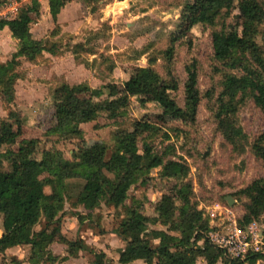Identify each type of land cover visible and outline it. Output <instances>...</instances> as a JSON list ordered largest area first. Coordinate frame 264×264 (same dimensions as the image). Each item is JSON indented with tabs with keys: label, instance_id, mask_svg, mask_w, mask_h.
<instances>
[{
	"label": "rangeland",
	"instance_id": "obj_1",
	"mask_svg": "<svg viewBox=\"0 0 264 264\" xmlns=\"http://www.w3.org/2000/svg\"><path fill=\"white\" fill-rule=\"evenodd\" d=\"M190 1L67 0L53 19L48 0H36L39 10L38 14L31 13L30 32L33 38L53 51H43L35 61L20 58L15 67L18 78L14 84V101L4 104L0 97V117L5 118L9 110H15L22 123L21 135L12 149L15 150L22 139H33L36 141L37 158L44 150L57 149L70 160L75 159L79 148L94 142L106 144L110 151L115 131L131 130L133 122L138 120L148 121L154 129L140 135L138 147L148 143L158 154L186 162L189 167L186 179L192 184L191 202L197 210L203 213L208 207L212 211L219 205L221 213L213 220L202 214L208 222L207 235L215 242L227 238L233 220L239 225L244 224L242 217L247 200L237 192L264 175L263 163L251 150V144L262 131L263 124L259 108L245 93L237 97L238 111L235 115L245 134L241 142L243 152L240 147L234 148L227 143L217 130L211 110L227 69L213 57L211 32L221 29L239 31V12L235 7L229 14L221 12L212 26L198 24L188 29L185 4ZM259 1L264 5V0ZM32 3L33 0H22L19 7ZM172 39L176 40L172 70L178 81V90L169 91V94L181 107L184 106L187 77L185 66L193 60L197 62L200 102L193 124L164 115L151 97L144 95L131 97L128 106L114 119L100 113L95 120L81 124V138H62L48 133L54 122L53 102L57 86L82 83L90 88H102V98L114 97L121 93L122 83L139 67L149 66L164 75L162 54ZM256 40L259 44L264 43L262 37L258 36ZM18 45L19 41L12 38L10 32L0 30V62L10 59ZM217 68L223 69L218 72ZM0 169H8L5 160ZM65 183L67 193L63 209L56 216L60 231L49 245L55 260L36 264H94L93 252L101 251L106 255V264H118L119 252L125 243L114 230L122 208L102 200L94 209H86L84 181L68 179ZM179 186V180L161 178L159 168L152 169L148 175L132 183L126 205L131 200H139L142 212L154 216L155 205L161 195L177 198ZM51 195L50 188L45 187L46 198ZM227 196L233 198L232 205L227 204ZM255 222L258 225L262 219ZM43 223L41 218L34 228L40 229ZM159 229L166 230L167 227L159 223L145 226L146 232H152L153 243L157 242L153 232ZM77 239H81L88 249L70 254L68 242ZM201 244V241L197 243L198 246ZM0 262L33 264L29 261V246L8 247L0 252ZM135 264L147 263L137 260ZM194 264L207 263L198 257ZM215 264L224 263L218 260Z\"/></svg>",
	"mask_w": 264,
	"mask_h": 264
},
{
	"label": "trees",
	"instance_id": "obj_2",
	"mask_svg": "<svg viewBox=\"0 0 264 264\" xmlns=\"http://www.w3.org/2000/svg\"><path fill=\"white\" fill-rule=\"evenodd\" d=\"M191 0L185 4L190 29L195 25L215 24L221 12L229 14L238 9L240 30L211 32L213 57L227 69L222 78L221 89L212 108L216 128L222 138L243 152L245 134L236 122L238 95L248 93L259 108L263 129L253 140L251 150L264 166V5L259 0ZM67 0H48L49 13L56 19ZM36 0L30 5L17 8L14 16L0 17V30L8 27L12 38L20 47L10 59L0 62V97L4 104H11L15 98L14 84L18 78L16 66L20 58L35 61L43 51L51 48L32 37L31 13L38 14ZM172 39L163 51L164 75L152 67H139L122 83L121 93L102 98V88H90L86 84L62 83L54 91V122L48 133L62 138H81V124L93 121L100 113L116 118L128 106L131 97L150 96L164 115L193 124L197 118L200 95L198 93V67L196 60L185 66L184 106L177 104L169 91L178 90V81L173 74L175 42ZM75 54V52H74ZM223 68H217L221 71ZM142 99V98H141ZM22 123L15 112L9 110L5 118L0 117V166L3 160L8 169H0V252L13 245L29 246V261L33 264L54 262L55 256L49 250L60 229L56 216L63 209L68 179H82L84 207L92 210L100 201L122 208L115 233L125 243L120 250L118 264H135L142 260L147 264H194L202 257L207 264L218 260L224 264H256L264 262V251L248 252L243 258L224 255L207 236L208 222L191 202L192 184L187 180L189 167L184 161L158 154L148 143L138 147V138L154 127L148 121L133 122L131 130H117L113 135V146L109 151L106 144L94 142L79 148L75 159L64 157L57 149L44 150L41 157L35 156L36 141L20 140L17 148H11L21 135ZM109 151V153H108ZM159 168L161 178L180 181L177 198L162 194L155 205L156 215L148 216L141 210L139 200L126 205L128 190L132 183L152 169ZM45 187L52 195L45 196ZM246 198L242 221L247 224L262 219L264 242V175L252 180L237 192ZM235 196V194H232ZM43 218L40 229L34 227ZM159 223L166 230L152 232L145 226ZM201 241V246L197 243ZM70 254L88 247L81 240L68 242ZM94 264H106L104 252H93ZM0 264H2L0 262Z\"/></svg>",
	"mask_w": 264,
	"mask_h": 264
},
{
	"label": "built area",
	"instance_id": "obj_3",
	"mask_svg": "<svg viewBox=\"0 0 264 264\" xmlns=\"http://www.w3.org/2000/svg\"><path fill=\"white\" fill-rule=\"evenodd\" d=\"M20 1L22 0H1L0 17L10 18L14 16L17 8H19ZM10 12L12 15H10ZM220 213V208L217 204L212 211H210L208 207H205V212L202 214L204 217H207L205 215H209L210 219L213 220ZM241 225L233 220V227L229 231L226 239L216 240L215 242H213L212 238L209 239L215 246L223 250L224 255L229 257L243 258L248 252H263V222L257 225L255 220H253L247 224L244 223Z\"/></svg>",
	"mask_w": 264,
	"mask_h": 264
},
{
	"label": "water",
	"instance_id": "obj_4",
	"mask_svg": "<svg viewBox=\"0 0 264 264\" xmlns=\"http://www.w3.org/2000/svg\"><path fill=\"white\" fill-rule=\"evenodd\" d=\"M20 47V44L18 45V48ZM233 198L231 197V196H227L226 197V202H227V204L228 205H232V203H233Z\"/></svg>",
	"mask_w": 264,
	"mask_h": 264
},
{
	"label": "crops",
	"instance_id": "obj_5",
	"mask_svg": "<svg viewBox=\"0 0 264 264\" xmlns=\"http://www.w3.org/2000/svg\"><path fill=\"white\" fill-rule=\"evenodd\" d=\"M1 31H3L4 33L10 32L9 29H8V27H4Z\"/></svg>",
	"mask_w": 264,
	"mask_h": 264
}]
</instances>
